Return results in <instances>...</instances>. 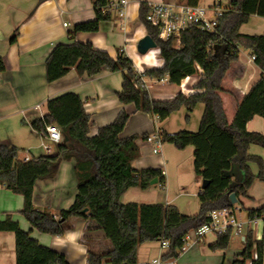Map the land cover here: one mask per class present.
Instances as JSON below:
<instances>
[{
  "label": "trees",
  "instance_id": "1",
  "mask_svg": "<svg viewBox=\"0 0 264 264\" xmlns=\"http://www.w3.org/2000/svg\"><path fill=\"white\" fill-rule=\"evenodd\" d=\"M110 1L92 0L96 18L76 24L69 33L71 42L60 43L53 49L46 61L47 82L64 78L72 69L90 78L103 70L122 72V90L117 94L120 103L133 104L136 111L155 116L162 122L182 108L192 113L198 105H204L196 132L185 130L169 134L163 131L160 134L163 143L178 150L194 149L195 174L209 182L208 187L200 191L198 214L184 215L175 205L161 203L123 204L121 198L131 188L147 190L155 179L158 184L166 183L162 170H137L132 166L139 157L137 141L147 139L148 135L123 138L130 119L123 110L114 122L100 128L96 136H90L91 118L75 93L48 100L42 118L30 124L38 133H46L48 125L60 128L62 142L57 145L55 154L20 161L17 148L0 145V185L23 196L21 215L43 234L63 236L67 223L73 218L95 221L114 249L107 254L89 252V264H137L141 245L162 240L170 244L164 258L178 259L186 235L207 224L211 212L238 206L241 209V198L247 197L255 180L264 182V160L248 152L252 146L264 150V135L247 130V124L255 117L264 120V33L240 32L251 16L264 18V0H230L229 7L218 18L216 33L191 26L181 33L178 47L174 37L166 41L158 38V30L146 21L148 3L141 2L139 19L157 43L164 61L163 67L147 69L143 75L180 85L187 77L199 74V70L202 72L196 93L178 94L171 101H154L147 89L139 87L134 63L123 52L113 59L92 43L75 41L78 33L98 32L103 22L111 20L110 14L103 12ZM199 1L185 0L190 5H198ZM17 35L16 32L11 37V43L16 42ZM241 49L255 57L254 62L261 71V77L247 94L235 85L244 74ZM4 70L0 59V73ZM63 161L75 162L77 194L69 209L54 216L35 208L34 188L37 181L54 178ZM252 163L259 168L257 175L251 171ZM232 194L237 197L236 205L231 203ZM263 215L264 207L247 210L250 220ZM0 232L15 234L16 264H70L63 254L42 246L31 232L23 231L10 216L0 220ZM231 239L230 234L218 236L209 248L224 251ZM244 244L242 254L232 264H264L263 241H256L254 233L248 232Z\"/></svg>",
  "mask_w": 264,
  "mask_h": 264
},
{
  "label": "crops",
  "instance_id": "2",
  "mask_svg": "<svg viewBox=\"0 0 264 264\" xmlns=\"http://www.w3.org/2000/svg\"><path fill=\"white\" fill-rule=\"evenodd\" d=\"M158 1L161 0H127L124 16H120L116 10H111L109 13L111 20L103 22L98 32L78 33L75 41L92 43L96 49L107 52L113 59L118 58L123 52L132 60L135 70L139 73L147 69L161 68L164 61L158 49H155V52L151 50L146 55H141L138 52V45L135 46L136 41L148 35L147 32L143 34L141 31V27H145L139 19L141 2ZM95 18L96 13L92 0H0V59L3 60L5 66V70L0 73V145L15 147L19 152L26 149L32 152L34 139L38 138L42 142L43 139L38 132L32 129L31 122L42 118L48 100L67 93L79 95L84 102L86 113L91 118L90 136H96L100 128L114 122L123 110L130 115L122 134L123 138L145 134L149 137L156 133L161 134L163 131L175 134L183 130L192 131L195 126L199 128L200 121L195 119L196 124H194L189 114H187L188 119L186 116V119L181 120L177 125L173 124L172 117L178 112L182 113L183 108L162 122L155 116L136 111L133 104L120 103L117 94L122 90V72L113 73L103 70L97 76L90 78L87 75L80 76L75 69H72L64 78L53 83L47 82L46 61L53 49L60 43L71 42L69 33L76 24L92 21ZM64 24H67V27ZM247 25H251L252 33H242V28ZM16 32L18 33L17 40L11 43V37ZM240 32L246 35L263 34L264 18L251 16L248 23L240 28ZM251 57L250 52L247 51L246 54L242 52V49L240 50L244 74L235 81V85L244 94H247L261 77V71ZM201 74L199 70V74L187 77L180 85L171 84L167 79L147 78L150 97L154 101H171L178 94L192 95L197 92L195 87L201 79ZM199 109L201 112L204 111L202 107ZM189 121L193 123L191 128L187 127ZM247 130L264 135V120L255 117L247 124ZM47 144L52 147V154H55L57 145L50 142ZM137 145L139 157L133 161V168L162 170L166 180L165 189L162 190L168 191L170 188V177L167 170L169 163L162 154V147L161 152L156 153L155 143L148 142L147 139H139ZM254 147L257 146H252L248 151L249 154L260 156L264 160V153ZM189 149L190 147L185 151ZM171 153V155L175 154ZM191 153L193 154V151ZM45 155L47 154L44 149L43 154H32L23 158H19L18 153V160L29 161ZM176 169L178 175H181L180 166ZM200 180L201 178L196 176V183ZM255 184L248 191L247 197L241 198L247 210L264 207V196L258 198L254 195V188L257 185ZM156 187L161 188L160 184L151 185L147 190L131 188L122 196L121 202L123 204L175 205L184 215L198 214L200 206L197 213H185L186 207L182 200H178L184 195L183 193L176 194L173 199L168 194L165 200H157L154 190ZM187 188L185 184L180 185V190L182 189L183 192ZM76 194L75 162L63 161L54 178L36 182L33 204L37 210L58 216L60 211L67 210L73 205ZM23 205V196L0 185V220L4 221L7 216H10L23 231L31 232V236L42 246L63 254L70 264H89V252L107 254L114 249L113 244L106 239L103 230L93 220L73 218L67 223V231L63 236L43 234L33 229L21 215ZM255 234L257 239L263 241L264 244V223L256 226ZM235 237H232L228 249L213 251L209 246L216 242L217 237L209 234L200 244L187 247L178 258V264H232L235 258L242 254L245 246L244 238L238 237V244L231 248ZM151 249L148 243L139 247L137 264H147L152 259L166 253ZM0 264H16V241L15 234L12 232H0Z\"/></svg>",
  "mask_w": 264,
  "mask_h": 264
},
{
  "label": "built area",
  "instance_id": "3",
  "mask_svg": "<svg viewBox=\"0 0 264 264\" xmlns=\"http://www.w3.org/2000/svg\"><path fill=\"white\" fill-rule=\"evenodd\" d=\"M127 0H111L108 6L103 10L104 13H110L111 10L119 12L120 16L125 15V8ZM224 11L216 9L209 15V11L200 5H190L181 1H166L148 3V14L146 21L153 28L159 32L158 38L166 41L170 38H176V43H179V37L182 32L191 26H196L203 32L216 33L218 28V18L222 16ZM67 27V24H64ZM255 61V57H251ZM136 79L139 82V87L148 90L147 82L143 73L136 71ZM43 142L41 147L45 150L47 155L53 153V149L46 141L58 145L62 142L61 130L57 125L46 126V133H39ZM148 142H154L156 145V153L161 152L162 139L160 134L156 133L147 138ZM161 189H165L164 184H160ZM240 208H223L213 211L209 214V221L201 228L191 231L184 238V250L187 247L195 246L203 242V239L211 234L216 237L230 234L232 237L246 238L248 232H253L256 241H259L255 234V228L259 223H264V215L254 220L248 219L246 222L239 221L236 212ZM160 250L167 252L169 249V242L162 240ZM254 258H257L254 252ZM147 264H178V259H165L164 255H160L152 259Z\"/></svg>",
  "mask_w": 264,
  "mask_h": 264
},
{
  "label": "rangeland",
  "instance_id": "4",
  "mask_svg": "<svg viewBox=\"0 0 264 264\" xmlns=\"http://www.w3.org/2000/svg\"><path fill=\"white\" fill-rule=\"evenodd\" d=\"M183 2V0H177ZM229 2L230 0H200L199 5L206 10L209 11V15H212V11H215L218 9L219 11H225L229 7ZM143 26V25H142ZM251 25H247L242 28V33H252L251 32ZM141 31L143 34L147 32L145 27H141ZM135 42V46L137 47L139 41ZM175 46L178 47L179 44L175 43ZM151 52H155V50H152ZM243 53L247 54V51L242 49ZM200 107L204 108L203 105H199L197 109H195L192 113H186V109H182V113H177L175 114L172 118L173 124L175 123L176 125L181 122V120H185L187 114H189V117L193 120L192 122L196 124L197 120H201L202 113L200 111ZM184 110V111H183ZM183 117V118H182ZM186 122V121H185ZM189 125L187 126L188 128H191L193 123L188 122ZM185 124V123H184ZM194 130H186L190 132H196L198 128L195 126L192 128ZM185 131V130H183ZM42 140L35 138L34 139V150L30 152V150H25V151H20L19 152V158H23L25 156H31L32 154L37 155V154H43V149H40ZM48 143V141H46ZM162 154L164 155L166 161H168L169 166L167 168L169 172V177H170V188L169 190H162L159 187H156L154 190L157 195V200H165L166 196L169 194L172 199L176 194L183 193L184 195L180 197L178 200H182V203L184 204L185 208V213L186 214H193L197 213L198 207L200 206L199 202V192L202 188V179L196 183V175L194 171V149L193 147H190V149L187 151L183 150H178L176 149L173 145L168 144V143H162ZM256 150H259L261 153H264V150L260 147H254ZM168 150V151H167ZM174 152V155H171ZM193 151V154L191 153ZM253 153V152H251ZM177 166H180L181 170V175H178V170L176 169ZM251 171L257 175L259 173V168L256 164H250ZM181 178V179H179ZM179 181V182H178ZM256 187L254 188V195L255 197L258 198H263L264 196V182L261 181L260 179H256L255 182ZM185 184L188 188L183 192V190H180V185ZM246 198V197H245ZM251 200V199H250ZM241 206V205H240ZM242 208L240 211L236 212L237 218L239 221L246 222L247 220V208H244V206H241ZM235 208H239L235 207ZM249 210V209H248ZM238 237H235L233 239V243L231 244V248L236 246L239 242ZM149 246H151V250L153 251H158L160 250V242H147ZM234 244V245H233Z\"/></svg>",
  "mask_w": 264,
  "mask_h": 264
},
{
  "label": "water",
  "instance_id": "5",
  "mask_svg": "<svg viewBox=\"0 0 264 264\" xmlns=\"http://www.w3.org/2000/svg\"><path fill=\"white\" fill-rule=\"evenodd\" d=\"M158 48L157 43L155 42V40H153V38L149 35L145 36L144 38H142L139 43H138V52L141 55H146L149 51L151 50H155ZM158 184V180L155 179L151 182V185H157ZM209 185V182L206 180L202 181V190H205ZM230 200L232 205H236L238 203L237 197L235 194H232L230 196ZM85 212H87V209L85 210Z\"/></svg>",
  "mask_w": 264,
  "mask_h": 264
}]
</instances>
